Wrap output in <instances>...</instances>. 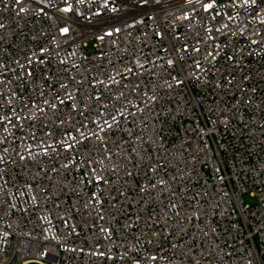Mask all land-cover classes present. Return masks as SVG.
<instances>
[{"label":"built area","instance_id":"2783aa9c","mask_svg":"<svg viewBox=\"0 0 264 264\" xmlns=\"http://www.w3.org/2000/svg\"><path fill=\"white\" fill-rule=\"evenodd\" d=\"M29 263L264 264V0H0V264Z\"/></svg>","mask_w":264,"mask_h":264},{"label":"rangeland","instance_id":"374dc122","mask_svg":"<svg viewBox=\"0 0 264 264\" xmlns=\"http://www.w3.org/2000/svg\"><path fill=\"white\" fill-rule=\"evenodd\" d=\"M244 202L246 204H251V205L254 204V200L249 195L244 197ZM29 264H39V263H29Z\"/></svg>","mask_w":264,"mask_h":264}]
</instances>
